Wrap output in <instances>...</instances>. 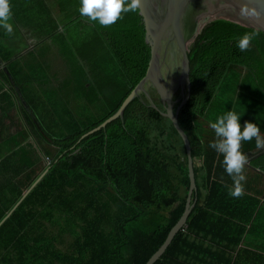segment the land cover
<instances>
[{"label":"trees","instance_id":"16d2710c","mask_svg":"<svg viewBox=\"0 0 264 264\" xmlns=\"http://www.w3.org/2000/svg\"><path fill=\"white\" fill-rule=\"evenodd\" d=\"M50 1L63 13L62 23ZM10 7L15 22L40 24L34 27L44 41L38 67L2 57L1 75L13 92L19 86L49 140L24 108L39 142L24 145L0 186V222L12 211L0 225V264H36L37 258L38 264H145L185 210L190 179L182 137L142 95L124 119L81 139L118 110L146 73L150 48L139 12H122L102 26L80 14L79 0H10ZM248 32L257 35L241 51L237 41ZM189 57L192 90L179 123L192 145L197 202L154 264H211L206 259L219 256L238 264L231 245L241 242L246 228L250 238L264 236V153L245 164L243 195L230 196L233 180L223 155L209 146L218 139L211 124L232 110L242 126L251 121L264 136V32L217 19L192 42ZM48 79L59 87L42 89L44 98L34 84ZM151 95L165 110L154 88ZM257 149L256 138L242 140V153ZM45 220L55 235L47 234ZM64 233L71 242L55 249Z\"/></svg>","mask_w":264,"mask_h":264},{"label":"water","instance_id":"95a60500","mask_svg":"<svg viewBox=\"0 0 264 264\" xmlns=\"http://www.w3.org/2000/svg\"><path fill=\"white\" fill-rule=\"evenodd\" d=\"M251 3L260 10L261 15L259 17H242L239 12L238 0H142L138 12L145 30V42L150 48V61L146 73L113 115L81 137L82 139L97 130L105 128L113 120L118 118L124 119L127 106L137 97L142 100V95L147 98L150 106L160 110L163 116L168 117L172 121L175 129L182 137L187 153L190 179L185 210L170 230L164 243L152 254L145 264H154L161 258L176 234L186 225L197 202V198L193 200V194L197 191L198 187L192 145L188 134L179 123V113L190 99L192 90L189 47L202 29L217 19L230 20L264 32V0H251ZM5 71L8 73L12 85H15V81L7 67H5ZM151 88L157 91L165 110H161L153 99ZM15 91L21 104L41 133L49 140V137L42 130L30 105L20 91L19 86L15 85ZM177 92H179V98L175 99L174 96ZM176 102H179V105L175 109ZM260 137L264 140V136L260 135ZM241 148L242 141L240 144ZM263 153L264 147H260L256 151L244 153L247 157L246 163L250 164L253 159ZM46 172L47 170L39 176L30 189H28L27 193L42 179ZM8 216L0 222V225Z\"/></svg>","mask_w":264,"mask_h":264},{"label":"crops","instance_id":"0c3cea01","mask_svg":"<svg viewBox=\"0 0 264 264\" xmlns=\"http://www.w3.org/2000/svg\"><path fill=\"white\" fill-rule=\"evenodd\" d=\"M11 12L10 22L13 24V34L8 35L0 28V63L4 65L5 61L2 62V57L9 56L23 59L22 63L27 58H39L42 52H39L38 45L42 44L44 40H42L40 29H36L34 26H40V24H34V22L27 24L26 21H22L23 25L22 22H15V19H17L16 14H13L12 9ZM46 40L51 42V39L47 38ZM39 89L42 90L40 87ZM25 110L17 93L12 91L10 84L2 77L0 69V186L9 181L10 178L6 177L7 171L12 170L24 145L27 142H39L34 137L33 130L25 116ZM43 158L45 160V157ZM27 192L28 190L18 202L28 194ZM16 205L14 209L17 207ZM10 213L7 215H10ZM48 228L51 230L50 226H46L47 230ZM248 229L249 226L246 228V232L243 234L244 237L239 244L231 245L233 259H237L238 264H264V236L259 235V237L250 238L247 234ZM53 232L55 235V228H53ZM206 261L208 263L214 262L211 264H225L222 256H219L217 261H213L209 257ZM36 262L38 264V258ZM53 262V264H61L58 260Z\"/></svg>","mask_w":264,"mask_h":264},{"label":"clouds","instance_id":"9594fccd","mask_svg":"<svg viewBox=\"0 0 264 264\" xmlns=\"http://www.w3.org/2000/svg\"><path fill=\"white\" fill-rule=\"evenodd\" d=\"M142 0H79V12L82 16L97 21L102 26L111 25L121 16V13L135 12L140 9ZM239 12L242 17H259L261 12L251 0H238ZM10 0H0V28L8 35L13 34L11 21ZM257 35L256 32L245 33L237 41V47L244 51ZM241 115L229 110L219 116L211 124L218 138L210 143V147L223 155L222 164L227 174L233 180V187L229 188V195L240 197L243 195V184L246 177L243 174L247 157L240 149L241 141H250L256 138L258 148L264 147V140L259 135V128L251 121L240 123Z\"/></svg>","mask_w":264,"mask_h":264},{"label":"rangeland","instance_id":"374dc122","mask_svg":"<svg viewBox=\"0 0 264 264\" xmlns=\"http://www.w3.org/2000/svg\"><path fill=\"white\" fill-rule=\"evenodd\" d=\"M50 4L52 5V7H53V10L55 11V16L57 17V19H58V21L60 22V23H62L63 21H64V18H63V13L61 14L60 12L58 13V6L56 5H54L53 3H52V1H50ZM38 54V53H37ZM30 58H27L26 60H25V62H28V64H31L32 62H34V64L38 67V65L37 64H39V63H37V59L36 58H34V59H30ZM40 69H42V66H40ZM56 69L58 70L59 69V72H61V73H64V69H63V67H62V64L61 63H59V64H57L56 65ZM41 71V70H40ZM56 71V70H55ZM54 71V72H55ZM29 73H30V71H28ZM35 86H36V88H38V86L41 88V89H49V90H51V91H55V90H57V88L59 87V82L58 81H56V80H53V79H48L47 80V83H45L44 85H40V83H37L36 84V81H35V84H34ZM29 93H30V91H29ZM44 98H45V96L43 95L44 94V92L43 91H41L40 90V92H39ZM44 224H45V226H47V227H49L50 226V221L49 220H46V221H44ZM47 230V229H46ZM50 229L48 228V230H47V234H53V232L51 231V232H48ZM72 239V236L71 235H68V233H64V234H62L61 236H59L56 240H55V242H54V248L55 249H63V250H65L66 248H67V245H68V243H70V242H68L69 240H71ZM74 241V239L72 240V242Z\"/></svg>","mask_w":264,"mask_h":264},{"label":"built area","instance_id":"2783aa9c","mask_svg":"<svg viewBox=\"0 0 264 264\" xmlns=\"http://www.w3.org/2000/svg\"><path fill=\"white\" fill-rule=\"evenodd\" d=\"M47 163H48V164H50V161H49V159H48V158H47Z\"/></svg>","mask_w":264,"mask_h":264},{"label":"flooded vegetation","instance_id":"af4514ba","mask_svg":"<svg viewBox=\"0 0 264 264\" xmlns=\"http://www.w3.org/2000/svg\"><path fill=\"white\" fill-rule=\"evenodd\" d=\"M39 57H41V55Z\"/></svg>","mask_w":264,"mask_h":264},{"label":"bare ground","instance_id":"6f19581e","mask_svg":"<svg viewBox=\"0 0 264 264\" xmlns=\"http://www.w3.org/2000/svg\"><path fill=\"white\" fill-rule=\"evenodd\" d=\"M61 256V255H60Z\"/></svg>","mask_w":264,"mask_h":264}]
</instances>
